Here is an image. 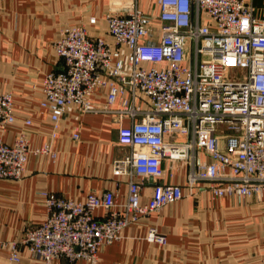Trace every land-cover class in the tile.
<instances>
[{"label":"built area","instance_id":"1","mask_svg":"<svg viewBox=\"0 0 264 264\" xmlns=\"http://www.w3.org/2000/svg\"><path fill=\"white\" fill-rule=\"evenodd\" d=\"M146 2L156 14L143 11V0H108L111 43L82 26L64 27L53 43L62 66L43 79L41 107L53 128L64 115L112 118L117 143L128 150L113 162V174L127 179V196L120 203L106 190L75 202L45 194L46 216L21 242L44 264H97L102 246L181 200L183 187L192 193L200 185L213 198L264 199V0ZM100 90L101 107L94 103ZM14 123L12 97L0 92V131ZM46 152L30 150L23 134L11 144L0 139V180L21 179L27 155ZM180 168L183 177L173 182ZM146 184L152 194L142 204ZM145 240L167 242L154 228ZM1 247L19 262L17 243Z\"/></svg>","mask_w":264,"mask_h":264},{"label":"crops","instance_id":"2","mask_svg":"<svg viewBox=\"0 0 264 264\" xmlns=\"http://www.w3.org/2000/svg\"><path fill=\"white\" fill-rule=\"evenodd\" d=\"M142 5L145 13H157L146 0ZM107 9L108 0H0V92L11 95L15 118L0 139L11 144L19 133L30 150L47 148L27 155L21 179L0 180V264H44L21 242L28 228L45 218V194L83 202L90 193L113 190L120 203L126 200L127 179L113 174V162L128 150L117 143L112 118L84 115L76 121L64 115L53 128L49 111L41 107L43 79L62 66L53 48L59 32L82 26L91 38L111 43ZM105 99L100 90L94 103L101 107ZM183 174V168L174 171L173 182ZM151 194L152 185L146 184L141 203ZM150 228L166 236L165 245L145 240ZM8 243L18 244V263L2 249ZM97 264H264V199L213 198L200 185L192 193L183 187L181 200L141 217L122 230L119 241L102 246Z\"/></svg>","mask_w":264,"mask_h":264}]
</instances>
